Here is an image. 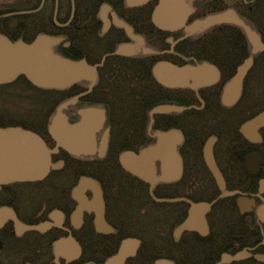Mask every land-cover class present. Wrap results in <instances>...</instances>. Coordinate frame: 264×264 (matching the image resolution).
Masks as SVG:
<instances>
[{"label": "flooded vegetation", "instance_id": "flooded-vegetation-1", "mask_svg": "<svg viewBox=\"0 0 264 264\" xmlns=\"http://www.w3.org/2000/svg\"><path fill=\"white\" fill-rule=\"evenodd\" d=\"M161 1L0 6V37L88 67L61 89L0 83V264H264V0ZM169 132L166 180L126 169Z\"/></svg>", "mask_w": 264, "mask_h": 264}, {"label": "water", "instance_id": "water-1", "mask_svg": "<svg viewBox=\"0 0 264 264\" xmlns=\"http://www.w3.org/2000/svg\"><path fill=\"white\" fill-rule=\"evenodd\" d=\"M166 3L161 1L159 5V12L164 8ZM56 42L55 39L39 38L31 45H24L22 43L12 44L8 40L0 37V83L10 82L18 75H24L33 85L41 88H56L61 89L70 85L76 78L86 77L88 67L85 62L71 63L68 60L57 56L50 55L48 44ZM162 65L157 64L154 69V75L157 80L163 83ZM229 91L226 89L224 96H228ZM171 110V108L160 107L156 111ZM84 115V114H83ZM89 120V117H88ZM91 121V120H90ZM252 124L251 128H258L264 125V111L249 122ZM88 124L87 118L84 117L82 124L78 125L70 131L71 137L79 141V135L82 132V127ZM26 141L32 138L30 133H26ZM33 136V135H32ZM179 141L177 132H169L160 134L157 142L153 147L141 151L137 156L132 157V166L130 161L126 160L123 164L126 169L135 174L142 180L158 181L166 180L170 170L166 165L174 163L175 143ZM39 148V147H38ZM38 152L41 154L42 169L36 175H44L49 164L48 151L44 143L41 142V148ZM205 159L213 173L220 189H223V179L218 172L215 163L211 156V145L205 147ZM162 161L163 169L160 177H155V160ZM172 171V170H171ZM14 176H25L30 179L32 172L13 173ZM13 177V176H12ZM176 177V174H175ZM33 179V178H32ZM258 214L264 220V202L257 209Z\"/></svg>", "mask_w": 264, "mask_h": 264}, {"label": "rangeland", "instance_id": "rangeland-1", "mask_svg": "<svg viewBox=\"0 0 264 264\" xmlns=\"http://www.w3.org/2000/svg\"><path fill=\"white\" fill-rule=\"evenodd\" d=\"M6 3H10V0H0V6ZM32 107H29V104L26 105V114L31 113Z\"/></svg>", "mask_w": 264, "mask_h": 264}]
</instances>
